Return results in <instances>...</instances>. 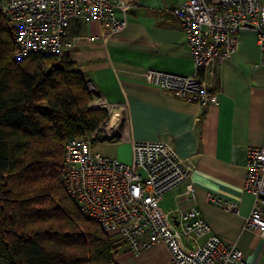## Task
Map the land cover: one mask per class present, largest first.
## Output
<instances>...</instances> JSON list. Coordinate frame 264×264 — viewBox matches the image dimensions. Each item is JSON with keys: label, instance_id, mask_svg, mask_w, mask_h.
Here are the masks:
<instances>
[{"label": "built area", "instance_id": "obj_1", "mask_svg": "<svg viewBox=\"0 0 264 264\" xmlns=\"http://www.w3.org/2000/svg\"><path fill=\"white\" fill-rule=\"evenodd\" d=\"M126 9L123 0H0V15L14 27L15 60L36 53L58 61L71 19L98 21L107 35L125 27V16L116 12ZM170 12L179 21L194 72L146 70L142 76L147 84L201 107L216 105L217 69L235 51L241 31L254 33L264 69L261 0H181ZM40 67L48 71L52 64L41 62ZM88 107L106 109L108 118L90 134L69 138L63 149L62 184L82 215L135 255L162 244L169 254L166 264H249L243 251L211 233L197 207L160 210L164 194L180 186L187 200L195 199L187 184L191 168L172 147L161 141H132L131 163L95 150L117 107L102 98H94ZM243 189L254 197L244 227L264 237V140L247 150ZM208 200L237 210L236 204L217 196L208 195Z\"/></svg>", "mask_w": 264, "mask_h": 264}, {"label": "crops", "instance_id": "obj_2", "mask_svg": "<svg viewBox=\"0 0 264 264\" xmlns=\"http://www.w3.org/2000/svg\"><path fill=\"white\" fill-rule=\"evenodd\" d=\"M180 1L123 0L127 9L116 13L125 16L126 25L107 35L98 21L71 19L59 58L77 67L95 98L117 107L116 123L108 125L93 148L131 163L132 141H161L172 147L191 168L187 184L192 185L195 199L187 200L180 186L164 194L160 210L197 207L211 233L243 251L247 263L264 264V237L244 227L254 201L243 189L247 150L264 140V69L255 35L239 32L235 51L220 63L214 80L216 105L185 102L147 84L142 76L146 70L194 72L179 21L170 12ZM208 195L236 204L237 210L210 202ZM114 238L119 243L115 264L168 261L162 244L135 255Z\"/></svg>", "mask_w": 264, "mask_h": 264}, {"label": "trees", "instance_id": "obj_3", "mask_svg": "<svg viewBox=\"0 0 264 264\" xmlns=\"http://www.w3.org/2000/svg\"><path fill=\"white\" fill-rule=\"evenodd\" d=\"M14 27L0 15V262L115 264L119 243L78 210L62 184L69 138L108 118L92 109L84 75L61 57L13 58Z\"/></svg>", "mask_w": 264, "mask_h": 264}, {"label": "rangeland", "instance_id": "obj_4", "mask_svg": "<svg viewBox=\"0 0 264 264\" xmlns=\"http://www.w3.org/2000/svg\"><path fill=\"white\" fill-rule=\"evenodd\" d=\"M52 59H49V61H48V63H54L55 61H54V57H51ZM106 110V109H105ZM116 113H114L113 114V116H112V120L114 121L115 119H114V115H115ZM110 115V114H109ZM115 117H116V115H115ZM94 147V146H93ZM0 264H3V263H1L0 262ZM146 264H157L155 261H149V262H147Z\"/></svg>", "mask_w": 264, "mask_h": 264}, {"label": "bare ground", "instance_id": "obj_5", "mask_svg": "<svg viewBox=\"0 0 264 264\" xmlns=\"http://www.w3.org/2000/svg\"><path fill=\"white\" fill-rule=\"evenodd\" d=\"M113 116V115H112ZM118 117H119V114H116V120L115 121H113L111 118H110V120H109V125H111V124H115L116 123V121H117V119H118Z\"/></svg>", "mask_w": 264, "mask_h": 264}]
</instances>
